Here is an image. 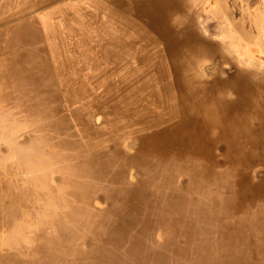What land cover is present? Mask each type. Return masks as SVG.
<instances>
[{"label":"bare ground","instance_id":"bare-ground-1","mask_svg":"<svg viewBox=\"0 0 264 264\" xmlns=\"http://www.w3.org/2000/svg\"><path fill=\"white\" fill-rule=\"evenodd\" d=\"M3 86L61 136L62 160L120 199L90 264H164L168 247L201 264H264V0H14L0 9ZM10 115L0 142L7 131L31 183L51 159L17 143ZM166 211V240L147 252L142 233ZM10 225L6 238L24 229Z\"/></svg>","mask_w":264,"mask_h":264},{"label":"rangeland","instance_id":"rangeland-1","mask_svg":"<svg viewBox=\"0 0 264 264\" xmlns=\"http://www.w3.org/2000/svg\"><path fill=\"white\" fill-rule=\"evenodd\" d=\"M13 1L0 0V9L8 8ZM236 1L241 4V0ZM58 26L61 29V23ZM215 38L219 39L220 36ZM46 42L47 39L45 37L38 40L39 44H45ZM252 47L257 55H263L262 48L259 45L253 44ZM213 68L215 67L211 66L209 70ZM9 90L10 87L8 86H3L0 89V117L7 113L11 114L6 118V121L19 125L20 128L15 133L17 143L28 147V145L30 146L34 141H37L40 146L43 144L41 150L45 153L44 158L51 160H49V166L44 165L42 168L39 167L35 170L37 175L36 177L34 176V182L29 183L30 179H28L24 161L11 160L7 155L9 153V139L8 132H4L3 136L5 138L0 142V264L94 263L98 252L104 249L102 246H105L102 239L106 236L107 221L117 217L113 214H111V217L107 209L114 203L116 205L120 199L105 187V183L102 182L104 179H99L100 181L96 182L91 181V178H88L89 176L80 169L81 165L77 163V159V161L69 160L68 162L62 160L61 155L67 153V149L61 144V136L56 135V131L49 127L45 129L41 127L39 123L34 122L33 113H27L21 106L18 107L12 101L9 102L6 99L8 96L3 97ZM15 94L17 96L16 99H21L27 93H24V89H21L17 90ZM31 102H34V100ZM65 110L66 108L63 109L62 114H65ZM92 115L91 118L94 117L93 121L99 119L97 113ZM38 119H40L41 123L46 122L41 118ZM52 140H54L53 143ZM129 140H125L127 144L124 147L129 152H132L135 150L136 145L132 141L129 142ZM43 172L48 175L46 179L41 176ZM129 173L126 181L134 182L140 177V172L135 168H130ZM39 176L43 180L39 179ZM99 182H101V185ZM109 193L113 194L112 197ZM163 216L162 224L158 223L153 232L142 233L145 241L146 238H149L148 242L146 241L148 243L147 252L161 247L163 240H166L167 230L165 227H168L166 220L171 217V213L166 211ZM14 222L23 223L22 229H24L20 230L16 236L6 238L10 231V224ZM103 227H105L104 233ZM119 237L120 235L115 233L112 236V242L117 241ZM112 248L114 247L110 246L109 250ZM121 249H116V254H120ZM173 249L168 247L169 256L167 255L163 258L164 264H183L184 262V264H188V262L201 264L203 262L200 257L198 259L185 256H183L185 258H176L171 254L174 252ZM134 258H132L134 263L142 262L143 260L139 255ZM84 260L87 263L83 262ZM117 261L119 262L114 261V264H122L120 259ZM110 262L112 264L113 260Z\"/></svg>","mask_w":264,"mask_h":264}]
</instances>
